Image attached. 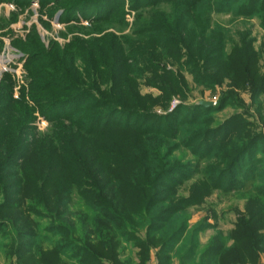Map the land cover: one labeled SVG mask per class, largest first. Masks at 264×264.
Listing matches in <instances>:
<instances>
[{
    "label": "rangeland",
    "instance_id": "obj_1",
    "mask_svg": "<svg viewBox=\"0 0 264 264\" xmlns=\"http://www.w3.org/2000/svg\"><path fill=\"white\" fill-rule=\"evenodd\" d=\"M205 2L0 0V90L35 109L64 90L95 117L130 101L139 112L109 135L147 158L123 168L137 188L112 199V217L65 176L63 216L0 212V264H264V0ZM95 6L112 12L94 19Z\"/></svg>",
    "mask_w": 264,
    "mask_h": 264
},
{
    "label": "trees",
    "instance_id": "obj_2",
    "mask_svg": "<svg viewBox=\"0 0 264 264\" xmlns=\"http://www.w3.org/2000/svg\"><path fill=\"white\" fill-rule=\"evenodd\" d=\"M177 1L182 6H188L191 13L206 3L205 0ZM220 1L225 4L230 0ZM108 8L111 7L101 13L97 6L93 7L92 9H96L93 12L94 19L100 20L107 16L106 13L112 12ZM191 60L195 64L196 59L191 57ZM235 66L236 63H233V67ZM92 76L100 79L103 74L95 69ZM176 76L181 82L185 81L181 74ZM78 90L86 94L92 91L83 83L79 84ZM99 90L112 94L111 96L115 94L107 89ZM99 90L97 89L98 92ZM59 92L62 95H57L56 100L39 103L36 110L23 95L12 100L0 90V195H3L0 212H4V219L11 215L9 210L15 207L43 211L53 214L56 219L61 208L60 216H63L68 210V205L63 202V194L71 189H59L58 184H61L60 180L64 176L74 183L88 187L89 191L85 192L89 195L88 206L93 204L101 212L104 211L101 214L108 217H112L116 211L112 199L120 196L128 199L134 188H137L135 183L124 181L126 179L123 168L132 166V169L140 171L141 166L147 163V158L140 153L137 146H130L128 151L122 149L120 141L109 135V124L120 126L122 120L130 118L134 112H139L136 105L130 101L114 99L106 103L100 102L94 108L103 111L96 112L101 115L95 117L84 114L87 113L85 110L72 107L81 98L80 95L73 99H64L65 91ZM107 104H113L111 107L114 109L106 112ZM35 112L43 115L55 126L52 135H41L34 130L32 122L36 117ZM113 119L115 123L111 122ZM98 120H104L107 125L99 129ZM250 148L251 143L248 150ZM33 165L37 166V174L29 181ZM114 190H120V195L114 196ZM131 205L133 211L138 210L133 203ZM123 224L124 221L120 226Z\"/></svg>",
    "mask_w": 264,
    "mask_h": 264
},
{
    "label": "water",
    "instance_id": "obj_3",
    "mask_svg": "<svg viewBox=\"0 0 264 264\" xmlns=\"http://www.w3.org/2000/svg\"><path fill=\"white\" fill-rule=\"evenodd\" d=\"M201 105L204 107H207V106H210V103L209 102H201Z\"/></svg>",
    "mask_w": 264,
    "mask_h": 264
}]
</instances>
